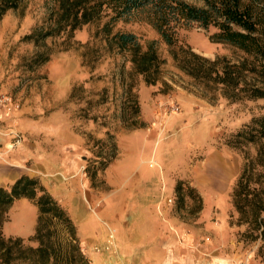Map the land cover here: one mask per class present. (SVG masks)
<instances>
[{
	"label": "rangeland",
	"instance_id": "rangeland-1",
	"mask_svg": "<svg viewBox=\"0 0 264 264\" xmlns=\"http://www.w3.org/2000/svg\"><path fill=\"white\" fill-rule=\"evenodd\" d=\"M56 6V0H20L18 7L0 17V186L11 184L16 174L37 178L70 213L86 264H92L84 251L85 236L78 229L84 218L70 207L71 197L79 191L84 194L87 187L108 189L106 166L91 172L102 152L111 154L113 144L114 157L130 144H151L154 157L148 164L161 176L165 188L170 187V204L182 209L177 210L180 218L191 223L198 217V205L208 206L207 219L214 226L221 217L227 222L235 251L241 254L239 264H264V241H244L239 231L245 226L229 223L231 215L236 217L232 187L246 157L254 156L256 144L234 147L227 143L232 131L261 111L262 102L209 101L196 94L173 65L146 11L117 18L112 31L135 33L143 48L155 41L166 59L162 80L170 88L160 81L146 84L141 75L131 72L126 52L108 47L101 33H96L107 17L76 30L67 43L65 34L39 42L29 38L36 31L52 28ZM210 33L192 26L181 29L179 37L207 57L229 56L231 49L212 42ZM66 44L69 48L62 49ZM46 49L51 51L49 59L30 67L34 55ZM128 91L138 103L137 113L129 111ZM74 159L80 166L72 174L68 168ZM82 177L88 186L80 181ZM75 179L77 187L71 185ZM178 182L183 202L175 190ZM188 187L194 189L192 196ZM22 199L7 208L1 230L6 237H23L25 244L36 245L28 238L34 233L37 207ZM84 200L95 216L100 203H91L87 194ZM99 246L97 252L106 250L102 243L92 249Z\"/></svg>",
	"mask_w": 264,
	"mask_h": 264
},
{
	"label": "trees",
	"instance_id": "trees-1",
	"mask_svg": "<svg viewBox=\"0 0 264 264\" xmlns=\"http://www.w3.org/2000/svg\"><path fill=\"white\" fill-rule=\"evenodd\" d=\"M56 0L53 26L30 35L35 42L46 37L65 34L67 43L74 32L84 25L100 22L101 33L109 48L126 52L131 72L141 75L146 84L162 82L161 57L155 41L145 48L138 36L130 31H112L117 18L135 11H146L149 23L159 32L168 47L173 65L186 77L188 85L199 96L213 101L224 98L229 103L261 101V111L231 132L227 143L241 147L256 144L254 156L246 157L234 182L230 197L236 217L230 225L245 226L239 231L244 241H264V0ZM20 0H0V17L18 7ZM192 26L210 31L212 42L231 49L229 56L207 57L195 51L179 37V31ZM66 44L62 49H68ZM51 51L46 49L30 60L29 66L46 62ZM129 111L137 113L138 103L128 91ZM130 125H135L131 122ZM102 152L103 157L93 166L92 175L105 167L115 156ZM89 166H87L88 169ZM183 202L181 184L175 187ZM194 189L188 187V195ZM27 198L37 207L34 233L28 238L36 245L25 244L23 237L4 236L1 230L7 208L17 198ZM198 205L197 210H200ZM77 236V228L67 209L37 178L20 175L11 184L0 186V264H86Z\"/></svg>",
	"mask_w": 264,
	"mask_h": 264
},
{
	"label": "crops",
	"instance_id": "crops-1",
	"mask_svg": "<svg viewBox=\"0 0 264 264\" xmlns=\"http://www.w3.org/2000/svg\"><path fill=\"white\" fill-rule=\"evenodd\" d=\"M153 157L151 144H130L105 167L108 189L87 187L84 194L73 191L69 206L84 218L78 229L85 236L84 251L92 264H239L241 254L235 251L225 219L221 217L214 226L207 219L206 205L196 212L193 222L181 219L182 209L170 204V187L165 188L161 176L148 164ZM70 165L68 172L78 173L80 164L75 159ZM80 181L88 186L86 178ZM71 185L77 187L78 181ZM86 194L91 203H100L95 216L85 203ZM104 222L114 230V246L97 252L92 246L105 244L107 238Z\"/></svg>",
	"mask_w": 264,
	"mask_h": 264
},
{
	"label": "built area",
	"instance_id": "built-area-1",
	"mask_svg": "<svg viewBox=\"0 0 264 264\" xmlns=\"http://www.w3.org/2000/svg\"><path fill=\"white\" fill-rule=\"evenodd\" d=\"M169 201H171V199H169ZM104 223H105L108 233H107V241L105 242L103 248L106 250H110L114 246V230L106 222ZM101 248L100 246L95 247V250L100 251Z\"/></svg>",
	"mask_w": 264,
	"mask_h": 264
}]
</instances>
